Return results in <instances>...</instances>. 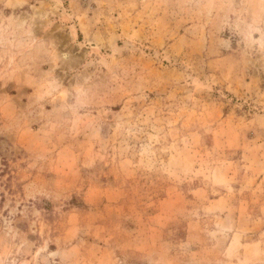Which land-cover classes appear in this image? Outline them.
<instances>
[{"label":"rangeland","instance_id":"obj_1","mask_svg":"<svg viewBox=\"0 0 264 264\" xmlns=\"http://www.w3.org/2000/svg\"><path fill=\"white\" fill-rule=\"evenodd\" d=\"M0 264H264V0H0Z\"/></svg>","mask_w":264,"mask_h":264}]
</instances>
